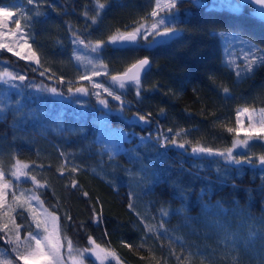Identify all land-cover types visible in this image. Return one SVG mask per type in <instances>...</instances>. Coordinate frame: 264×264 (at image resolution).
<instances>
[{
    "label": "trees",
    "instance_id": "obj_1",
    "mask_svg": "<svg viewBox=\"0 0 264 264\" xmlns=\"http://www.w3.org/2000/svg\"><path fill=\"white\" fill-rule=\"evenodd\" d=\"M101 2L108 7L93 25L84 13L95 15L94 0H35L34 4L0 0V6L18 13L16 19H22L21 9L26 10L29 43L41 61L30 64L0 50V71L7 68L26 75V84L53 86L64 93L0 83L4 109L0 165L6 179L13 180L10 172L16 160L29 164V176L47 185L36 189L37 194L45 207L55 211L66 234L81 247L92 236L115 251L123 264H264L261 149L242 153L252 162L237 166L219 156L191 153V145L198 141L218 150L230 147L235 133L226 129L236 126L237 110L264 108V64L238 79L222 62L219 36L224 31L240 34L264 49V22L249 13L248 4L237 11L214 0H178L173 15L164 14L171 26L180 29L178 35L152 47L140 39L121 50L106 47L100 52L110 75L143 57L152 62L141 78L139 97L134 85L123 90L129 103L120 112L119 102L107 95L102 96L109 101L104 108L96 97L67 93V82L77 70L73 33L95 42L106 40L117 29L130 31L149 16L155 0ZM45 69L49 71L42 77ZM52 73L55 78L49 80ZM60 76L65 83L58 82ZM137 112L151 113L150 123L137 122L133 115ZM180 129L186 130L184 139L191 142L187 149L161 148L155 140L158 131L171 137ZM73 166L80 170L72 173ZM19 185L34 187L25 178ZM11 198L9 192L7 199ZM94 212L102 216L99 225L93 222ZM24 217H17V223H31L26 211ZM146 224L156 232L147 233ZM142 237L143 248L139 247ZM9 249L11 245L0 240L4 255Z\"/></svg>",
    "mask_w": 264,
    "mask_h": 264
},
{
    "label": "snow or ice",
    "instance_id": "obj_2",
    "mask_svg": "<svg viewBox=\"0 0 264 264\" xmlns=\"http://www.w3.org/2000/svg\"><path fill=\"white\" fill-rule=\"evenodd\" d=\"M28 4H34L35 0H27ZM95 3V15L89 17L88 12L84 13L86 18L91 19L93 25L98 23V20L102 18L103 12L108 7V4L101 2V0H94ZM246 4H251L254 8H258L257 16L258 22H264V0H245ZM178 0H155L154 7L148 17L141 18V21L134 25L130 31H121L117 29L113 34L109 35L107 39H97L93 43L82 38L79 34L73 33V44L82 45L85 48L91 50V52L99 53L106 47H112L114 50H121L126 46L135 45L140 39H143L149 45L158 43L159 38H172L180 29L171 26V23L166 20L165 13L170 17L173 15V10L177 8ZM244 4L235 5V10L239 11ZM18 13L13 11L9 7L0 6V29L7 27L8 24L14 22L16 25L15 31L11 32V36L16 38L15 43L21 49L16 51L11 43H5L0 39V50H7L13 56L18 57L20 60L33 62L37 65L41 63L40 58L32 45L29 43L28 32L26 25L30 27V17L26 14L25 9H21L19 15L22 19H14ZM39 15V13H37ZM255 18V17H254ZM149 19L151 22L149 23ZM5 32L0 31V37H4ZM152 37L151 40L148 38ZM22 41V43H20ZM243 43L249 45L247 53L244 59L247 61L243 71L245 73H251L257 64H264V49L259 48L251 41H243ZM24 49H27L25 52ZM260 52L261 55L257 56L255 53ZM77 60H81V57H75ZM150 59L143 57L137 59L125 68L124 71L111 74L110 81L112 86H104L101 83L93 81L94 77L101 75H109L108 65L102 60H87V64L90 66V72L81 74L77 77L76 83L81 81H88L94 91L89 90L88 87L72 86V82L68 81L67 93L71 96L77 94L82 96H95L97 103L104 108L109 107V101L102 98L103 94L107 97H111L112 100L119 102L120 108L117 111L123 112L126 102L123 98L122 92L129 86L134 85L136 89V96L141 94V76L142 73L147 71L150 67ZM231 63V61H229ZM45 69L40 75L43 77L48 72ZM237 75H240V70H237ZM55 78V73L48 76L49 80ZM27 77L23 74H17L13 71H9L5 68L0 71V83H3L7 87L16 88L18 86L34 87L40 91H46L54 95H64L57 87L48 85H30L26 84ZM16 82H19L17 84ZM60 84L65 83L63 76L58 78ZM120 93H118L113 86H117ZM224 93H228L227 87L223 88ZM80 103V101H77ZM4 109L0 108V115L3 114ZM164 110L161 109V112ZM243 114L247 115V129L244 131V138H240V130L243 125L240 123L239 117ZM137 122L148 124L150 123L148 114H133ZM259 117V119H257ZM237 128L228 127L226 130L229 133H235V138L232 141L230 147L224 150L213 149L211 147L204 146L199 141L191 145V153L193 155H208L222 157L226 162L232 164L251 163L252 158L250 156L236 155V149L247 148L250 142L254 139L264 138V108H261L259 112L255 109L243 108L237 110ZM172 129H168V132H172ZM186 135L185 129H180L175 132L174 135L169 137L168 135L159 132L157 133L155 140L161 148H167L169 146L187 149L191 143L187 139H184ZM151 138V137H149ZM109 157L113 155L111 148L107 149ZM63 155V154H62ZM260 165H264V155L258 157ZM30 166L16 160L12 165L11 177L13 180L6 179V173L3 166L0 165V240H3L6 244L11 245L12 253H15V259L20 261L21 264H86V254H90L99 261L100 264H105V261L111 259L115 260L116 264H120V258L118 254L110 250L107 247L101 246L92 237L88 236L87 246L81 247L78 242H74L67 234L66 228L60 224V218L55 214V211H50L49 208L44 206V202L37 194L36 189L45 188L46 184H41L35 175L29 176L26 169ZM65 166L62 165L60 172L63 175ZM78 166L71 168L72 173L79 171ZM29 179L34 186L31 189H19V182L21 178ZM72 186L76 187L77 181L72 180ZM17 191L19 194H17ZM11 192L12 199L8 201L7 197ZM87 195V193H85ZM34 202V203H33ZM129 207H132L131 203ZM23 210V211H21ZM28 213V219L31 223H17V217L24 220V212ZM162 214L168 213L162 209ZM68 221L71 222V217H68ZM94 223L99 225L102 222V216L100 213L94 212ZM144 222L143 219L141 221ZM83 227V225H81ZM161 228L163 225L160 226ZM28 231L24 233V229ZM147 233L156 232V228L151 225H145ZM145 237L141 238V244L139 247L145 246ZM125 247L131 248L132 245L127 242H123ZM191 255V254H190ZM4 256V251L0 250V257ZM179 259V257L177 258ZM0 264H14L10 259H0Z\"/></svg>",
    "mask_w": 264,
    "mask_h": 264
},
{
    "label": "rangeland",
    "instance_id": "obj_3",
    "mask_svg": "<svg viewBox=\"0 0 264 264\" xmlns=\"http://www.w3.org/2000/svg\"><path fill=\"white\" fill-rule=\"evenodd\" d=\"M214 1H218L219 3L222 2V4H223V0H214ZM215 4L216 5H220L218 3H215ZM235 5H238V2L236 0H231V4H228V7L234 8ZM14 19H16V17ZM149 23H150V21H149ZM15 28H16V25H15L14 22H12V23L8 24L7 27H4V28L0 29V31H3V32L6 33V35L4 37H0V39H2L3 42H5V43H11L16 51H20L21 49L15 43L16 38L11 36V32L15 31ZM219 36H220V39H221V43L220 44L222 46L221 47L222 48V62L227 67H229V68H231V69H233L235 71L236 77L238 79H242L243 77L249 75L250 73H245L243 71L244 66H245V64L247 62L244 59V56L247 53V50H248V47H249V45L243 43V41H250V40H248L246 37L244 38V37L240 36V34L238 35V34L232 33V32L228 33V31L219 32ZM148 39L151 40L152 37H149ZM20 43H22V41H20ZM251 43L254 44L253 42H251ZM141 44H143L144 46H150V47L156 45V43H153V44L149 45L145 41H141ZM24 51L26 52L27 49H24ZM255 54L257 56L261 55L260 52H256ZM72 56H73L75 62L77 63L76 64L77 65V70L74 73V77H73L72 81L71 80H69V81L72 82V85H76V86L83 85L85 87H88L90 92L94 91V89H92V86H91V84L88 81H81L79 84H77L76 81H77V77L79 75L90 72V66L87 64V60H97V61H99V60L102 59L101 53H99V55H97L96 53L91 52L90 49L85 48L82 45H74L73 44ZM75 57H81L82 59L81 60H77V59H75ZM229 61H231V63H229ZM31 63L35 64L33 62H30V64ZM258 65L259 64H257L254 67V69ZM237 70H240V75L239 76L237 75ZM252 72H251V74H252ZM109 77H110V74L109 75H101L99 77H94L93 81L96 82V83H101L104 86H112ZM97 78L103 79L104 81L101 82ZM85 84H87L88 86L85 85ZM76 86H74V87H76ZM113 87H114V89L116 91L119 90L118 85L117 86H113ZM103 95H106V94H103ZM93 97H95V96H93ZM64 99L69 100V98L67 96H64ZM76 103H77V101H74V104H76ZM80 103L83 104V102H81V101H80ZM241 109H243V108H241ZM255 110L257 112H259L260 109H255ZM257 119H259V117H257ZM239 120H240V123L243 125V128H241V130H240V138L243 139L244 138V131L247 129V115L246 114L241 115L239 117ZM237 127H238V125H237V116H236V126L234 128H237ZM262 143L264 144L263 138L254 139L253 141L250 142L249 147L236 149L235 151H236L237 157L239 158L240 156L243 155L242 153H245V152L246 153L257 152L259 149H261L260 151L264 154V147H263ZM22 163L27 164L26 162H23V161H22ZM230 164H232V163H230ZM233 165L237 166V164H233ZM13 181H15V180L13 179ZM21 181H23V177L21 178L20 182ZM20 187L21 186L19 185V189H21ZM17 194H19V193H17ZM9 250H10V253L6 252V255H4L3 257H0V259H10V260H12L14 262V264H16L15 263L16 262L15 261V253H12L11 249H9ZM9 254L13 255L14 257L11 256L9 258V256H10ZM86 264H100V262L96 261L95 258L92 257L90 254H86ZM105 264H116V261L109 259V260L105 261ZM120 264H123L121 262V260H120Z\"/></svg>",
    "mask_w": 264,
    "mask_h": 264
},
{
    "label": "water",
    "instance_id": "obj_4",
    "mask_svg": "<svg viewBox=\"0 0 264 264\" xmlns=\"http://www.w3.org/2000/svg\"><path fill=\"white\" fill-rule=\"evenodd\" d=\"M225 1H227V2H230L231 0H225ZM237 2H238V4H246L245 3V0H236ZM251 6V10H250V14L251 15H253V16H255V17H257L258 18V16H257V12H258V8H254V6L253 5H251V4H248V6ZM180 33V31L176 34V35H178ZM175 35V36H176ZM166 39H169V38H159V37H157V40L158 41H160V42H158V43H156V44H159V43H161L162 41H164V40H166ZM150 62H151V60H150ZM151 65H152V62L150 63V67L148 68V70H150V68H151ZM147 70V71H148ZM147 71H145V72H143L142 73V76H141V78L145 75V73L147 72ZM75 96H78V97H82V98H85L86 96H82V95H79V94H77V95H75ZM263 142H264V138H263ZM178 150H180V148H177ZM193 155V154H192ZM194 156H197V155H194ZM206 156H208V155H206Z\"/></svg>",
    "mask_w": 264,
    "mask_h": 264
}]
</instances>
